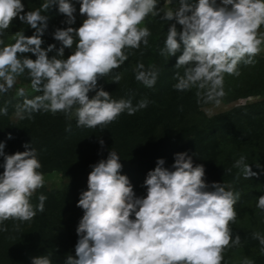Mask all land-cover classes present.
Wrapping results in <instances>:
<instances>
[{
  "label": "clouds",
  "instance_id": "9594fccd",
  "mask_svg": "<svg viewBox=\"0 0 264 264\" xmlns=\"http://www.w3.org/2000/svg\"><path fill=\"white\" fill-rule=\"evenodd\" d=\"M85 17L78 28L76 4ZM53 7L66 19L65 27L51 33L55 43L43 48L42 37L48 29V13ZM161 13L163 15H161ZM159 16L168 24L162 55L177 56L175 73L177 91L197 88V97L219 103L225 95L224 74L239 76L238 65L254 64V57L264 44V0H179L171 8L159 0H45L40 8L25 11L21 0H0V36L15 19L34 32L26 36L15 32L14 43L0 39V93L14 87L17 78L27 71L31 87L42 95L25 98L16 105L20 119L33 112L74 114L77 127L96 128L107 125L127 111L134 115L148 106L141 100L133 107L131 100H115L98 80L123 65L128 56L125 48L148 45L151 31L141 27L149 15ZM177 25L180 28H177ZM75 50L65 59V49ZM50 52L55 55L49 57ZM36 59H31L28 54ZM158 77L155 66L137 65L135 79L153 87ZM119 75L113 78L118 83ZM90 92L95 95L89 96ZM17 95L25 96L23 88ZM7 115V108H0ZM70 130V129H69ZM11 133L7 139H12ZM101 147L104 141H99ZM6 142L0 141V224L7 220L31 221L37 211H44V195L33 206L32 195L44 185V175L36 150L30 144L25 151L5 153ZM120 157L109 151L106 159L90 165L87 190L80 193L77 207L83 210L76 233L75 256L67 255L64 264H221L223 251L240 243L232 239L230 222H235L234 205L239 192L226 190L221 183H207L203 164L194 165L187 152L174 154L171 168L165 160L147 173V193L137 196L126 175ZM246 158L240 156L234 167L245 179L258 177ZM257 168L264 172L259 163ZM257 207L264 210V195ZM19 231V225L15 226ZM4 230H7L6 228ZM253 237L264 245V237ZM31 264H52L46 255L31 258ZM241 264H254L245 258Z\"/></svg>",
  "mask_w": 264,
  "mask_h": 264
},
{
  "label": "trees",
  "instance_id": "16d2710c",
  "mask_svg": "<svg viewBox=\"0 0 264 264\" xmlns=\"http://www.w3.org/2000/svg\"><path fill=\"white\" fill-rule=\"evenodd\" d=\"M21 2L25 5V11L35 10L40 8L43 4L42 0H21ZM75 6L77 9L75 14L76 23L71 26L78 28L82 23L79 14L80 5L77 3ZM42 14L49 16L48 29L42 37L44 41L42 47L46 49L49 44L55 43L57 48H59V43L53 39L51 33L56 27L66 26L61 24V21L66 19V17L58 14L55 7L50 9L48 13L42 12ZM169 23L172 22L161 20L159 16L148 18L146 20V27L150 29L151 35H156L160 40L155 39L150 42V35L148 37L147 46L141 43L138 49L125 48L124 52L128 56L127 61L121 65V67L113 69L109 75L98 80V85L103 86L104 90L108 91L115 100L133 99V101L139 102L142 99H147V108L150 110L156 109V112L152 110L153 113L148 116L155 120L157 128H161L157 132L153 133L150 128L135 129L140 121V117H128V115L126 116L124 113L119 115L112 123L97 126L96 128H98V130L86 127L75 129V124L77 123L75 116L73 117L74 114L57 112L53 116V119L50 120L51 116L48 113H53L44 112L43 110L33 112L31 118L25 113L24 118L21 119L19 123H15L11 120V113L12 111H16V105L22 104L25 98L32 99L35 96L42 95V93L36 91V95L24 97H14L10 91L0 93V108H7V115L0 114V141L6 142L5 153L14 154L17 151H25L23 145L28 142L27 144H30V147L36 150L37 157L42 165L38 171L44 174L48 171L59 169L62 170L66 176L74 179V184L61 190H49L45 185L38 189L30 198V202L33 206L39 204L38 197L40 195H44L47 199L44 202V211H37L36 216L31 221L20 222L10 219L0 224V264H27L30 258L40 255H46L51 260L61 258L66 252L68 255L75 256V252L70 250V246L68 244L66 245L64 241H60L57 244L56 242L61 234L69 232L68 239H73L76 245L78 236L75 228L78 226L83 216V210L77 207L80 195L77 194L75 186L78 183L79 176L86 171V168L97 163L102 158L106 159L109 151L117 152L120 158H130L134 154L140 155L143 169L148 172L156 167V161L158 159L162 158L166 163V159L172 154L170 149L165 148L169 147L167 145V138L173 133V125L176 123V121H174L176 113L181 115V120L184 119L185 138L189 140H202L205 137L203 142L207 140L208 136H204L203 129H200V127L197 128L195 124L193 126L195 131H189L192 127L188 128L187 126L193 125V122H187L188 124H186L185 121L186 117L191 113L192 115L190 118L193 121L197 120L195 119V115L200 113V111H198V106L210 103H206L203 98L197 97V88L193 87L190 90L183 91V102L175 96L173 98V100L176 98L175 104L168 108L169 115L167 116L166 113H161L160 110L156 108L157 100L160 98L159 94H161L163 90L157 94L152 87H146L144 84L135 86L131 81L133 73L129 71V67H126L133 64L136 71L139 63H142L145 69H148L150 66H155V69L158 70V77L153 87L162 83V78L159 74L164 71L163 69L170 61L174 60L168 57L166 62L164 55L161 54V49L164 48V40L166 39ZM15 32H24L26 36H31L34 29L27 24L21 23L17 18L12 22L9 29L3 31V35L0 36V39H3L5 44H7L9 37L14 35ZM74 50L75 43L72 49H65L64 57L62 58L66 59ZM25 55H28L33 60L36 59L31 53ZM53 55H55V52L49 53V57ZM253 59L255 63L252 65H246L243 62L238 65V71L240 72L239 76L224 74L225 95L219 98L220 101L264 93L263 78H250V69L256 70L257 68L258 72L264 71V56L257 55ZM153 60L156 62L154 61L155 63H151ZM124 68L128 70L126 71ZM117 75H119L122 80H126L128 84L113 82V78ZM171 75L172 72H168L166 77L169 78ZM22 78L24 81L31 83L27 71L23 74ZM167 88L168 87H164L163 89L166 90ZM93 95H95L94 92L89 93L90 97ZM262 106H264V101L246 108L238 107L228 113L217 115L214 120L217 119L219 123H222L226 119V122H230L232 119L234 121L237 120L238 124L236 128H239L244 123L242 116L244 111L247 110V112L250 113L248 122L251 124L253 123L254 128L252 130L234 131V146L236 148H232L229 152H236L238 147L243 143L246 145L248 144L251 146L250 151L252 150V152L250 153L252 159L256 156L263 157L258 160V162L261 166H264V149L262 148L264 145V127L257 126L259 120L256 118L258 109ZM190 108H192L191 111H189ZM202 119L203 121L208 120L206 116H203ZM126 126H128V130L131 132L128 136L125 135V131L123 130ZM105 131H107L106 134L110 133L115 135L105 142L103 147L98 145L94 148L88 157L84 155L82 166H68L69 161L77 158V153H75V148L77 146L76 142H74L77 135L84 132L86 136L93 133L104 134ZM9 133H11L12 139H7ZM251 139L261 143L262 146L253 147L249 141ZM219 154L221 155V153ZM195 161L197 162V158H195ZM2 163L3 158L0 157V164ZM233 163L234 162L219 166L216 162H210L212 168H216L221 184L224 186L226 184L229 185L225 187L226 190H233L240 180L237 176V169L234 167ZM247 164L251 166L252 171L257 172L259 175L264 174L261 168H257L254 162H251V159ZM3 170L4 169L0 167V173H2ZM126 171H128V169H122L121 174L125 175L124 173H126ZM133 178L136 180L138 175L133 176ZM79 180L83 181V179ZM82 187L85 188L84 185ZM136 195L141 196L137 193ZM68 212L71 213V217L64 223L62 218ZM262 222L263 220L260 223V231L263 229ZM58 223H61L62 228H58ZM17 224L19 225V231L15 228ZM5 228L7 230H4ZM261 236L264 237V231L261 232ZM256 242H259V240L256 239ZM249 251L252 252L253 256L256 258L254 264H264V245L259 244L253 249H249Z\"/></svg>",
  "mask_w": 264,
  "mask_h": 264
},
{
  "label": "rangeland",
  "instance_id": "374dc122",
  "mask_svg": "<svg viewBox=\"0 0 264 264\" xmlns=\"http://www.w3.org/2000/svg\"><path fill=\"white\" fill-rule=\"evenodd\" d=\"M43 3H45V0H42ZM168 4L173 9H176L179 7V0H159V4L161 7H164L165 4ZM162 14V13H161ZM155 15H149L141 24V27H146V20L150 17H154ZM85 17L80 15L81 22L83 21ZM177 28L179 29L180 26L177 25ZM260 32L264 33V25L261 26ZM14 35H11L9 37V40L7 41V44L14 43L15 40L13 39ZM164 37V35H163ZM160 40L159 37L156 35H151L150 42L153 40ZM165 41V40H164ZM180 53H177V56ZM260 56H264V44L261 45V51L258 54ZM177 56H171L170 58L174 59L173 61H170L167 66L163 69L164 71L160 73V77L162 78V83L157 84V86L152 87L155 92L158 94L163 90V92L160 95L159 100H157L156 108L157 110H160L161 113L168 114V108L173 106L175 104V99L173 98L177 96L179 100L182 102L184 101V97L182 96L183 91H177L173 85L177 83V80L174 78L175 73L179 72L180 75H183L184 68L181 67L179 69L175 68V63L177 60ZM166 62L168 59V55H164ZM155 60H153L151 63H155ZM129 71H132V83L137 86L139 84L143 85L141 82L137 81L135 79L136 71L135 66L133 64H130ZM252 65V64H251ZM126 71L128 69L124 68ZM128 71V72H129ZM168 72H172V75L167 78L166 74ZM23 75L19 76L17 78L16 84L12 89L9 91L14 97H20L17 95V91L20 88L24 89L25 96H34L36 95V91L32 89L31 83L26 82L23 80ZM255 77V78H253ZM250 78L253 79H260L263 78L264 80V71L258 72L257 68L250 69ZM262 80V79H261ZM120 84H128L126 80H120ZM122 84V85H123ZM168 87L166 90L163 88ZM145 100V99H142ZM147 100V99H146ZM264 101V93L262 94H254V95H246L241 96L238 98H232L230 100H221L218 104L215 103V101L210 102L206 105L198 106V111L200 113H197L195 115V119L192 120L190 115H188L185 119L186 124L187 122H193V125L187 126L189 131H195L193 126L196 124V127L200 129H203L204 136H208L207 140L203 142L204 138L202 140L196 139V140H189L188 138H185L184 133V119H180V114L176 113V118L173 125V133L171 136L167 138L168 141V148L172 151V154L166 159L165 167L171 168V165L174 163V154L181 153V152H187L190 156H192L194 165L196 164H203L205 168V180L207 183L211 184L213 182L221 183L219 181V174L216 170V168H212L210 165V162H216L219 166H223L227 163L235 164L236 160L240 158V156H244L246 158L245 162L248 163V161L251 159V162H254L255 165H257L259 162L258 160L262 159L263 157L256 156L254 159H252V155L250 152L251 146L248 144H242L240 147H238L236 152H229L232 148H236L234 146L235 142V132L234 131H240V130H252L254 128L253 123L251 124L248 122V118L250 116V113L247 112V110L244 111V114L242 116L244 123L239 127L236 128L238 121H223L222 123H219L214 118L217 115L228 113L238 107H248L252 105L259 104ZM140 102V101H139ZM139 102L131 100V103L133 107H136ZM156 112V109H152ZM146 108H141L135 112L134 115H129L127 111L124 112L126 116L128 117H140V121L138 122L135 129H146L150 128L152 132H157L160 127L157 128V125H155V120L151 118L148 115H151L153 111ZM192 108L189 109L191 111ZM189 113V112H188ZM187 113V114H188ZM51 118L53 119V116L55 114L48 113ZM165 115V114H164ZM203 116H206V119L210 120H204ZM74 117V115H73ZM72 117V118H73ZM259 122L257 123V126L264 127V106L258 109V115L256 117ZM11 120L15 123H19L21 120L16 115V111H12L11 113ZM75 129H80L77 127V124H75ZM97 129L98 128H93ZM239 129V130H238ZM125 135H130V131L128 130V126H126L124 129ZM136 131V130H134ZM107 131H105L104 134L100 133H93L89 136H86V133H82L76 136L74 139V142H76V148L75 153H77V158L72 159V161H69L68 166L74 167V166H82L84 155L87 157L90 155V153L93 151L94 148H96L98 145H100L99 141L102 139L105 142H107L109 139H111L115 134H106ZM151 132V133H152ZM195 137V136H194ZM251 145L253 147L262 146L261 143L255 142L256 140L251 139L249 140ZM28 143V142H27ZM234 146V147H233ZM264 149V145L262 146ZM257 149V148H256ZM255 149V151H256ZM221 153V155L219 153ZM195 158H197V162L195 161ZM120 162L123 165V170H127L126 173H124L130 180L131 184L133 185V189L138 195L145 196L147 193L146 187H144V181L146 179L148 171H145L143 169V163L141 162V156L134 154L130 158H120ZM237 169V176L239 177V181L236 184L235 188H233L232 191L239 192L240 197L237 203L234 205V209L237 213L235 222H230L229 228L231 229L232 239L235 240L236 235L240 236V243L239 244H233L230 242V245L224 249L222 255L223 260L221 264H241V262L247 258L252 260L253 262L256 260L255 256H253V253L249 251V249H253L257 245L260 244V242H256V239L253 237V234L258 232L261 236V232L264 231V210H261L257 207V201L258 197L261 195H264V174L258 175V177H252L250 179H245L243 173L239 168ZM92 169L90 167L86 168V171H84L80 176L79 179H83V181H80L78 179V183L76 184V192L78 195L82 191H85L87 189V177ZM44 175V185L49 190L54 189H63L65 187L70 186L71 184H74V179L72 177H68L64 174L62 170L55 169L48 171L43 174ZM138 178L134 180L133 176H137ZM85 186L82 187V186ZM229 186L228 184L225 185V187ZM38 190V189H37ZM36 193V192H35ZM34 193V194H35ZM71 217V213L68 212L65 214L62 218V221L65 223L69 218ZM263 220V229L260 231L261 228V221ZM58 228H62L61 223H58ZM78 227V226H77ZM77 227L75 229H77ZM60 232V231H59ZM69 232L66 234L63 233L59 238L57 239V242L64 241L66 245L68 244L70 247L69 249L75 252V242L73 239L69 240ZM67 252L62 255L61 258L51 259L52 264H64ZM27 264H31V258L28 260Z\"/></svg>",
  "mask_w": 264,
  "mask_h": 264
}]
</instances>
